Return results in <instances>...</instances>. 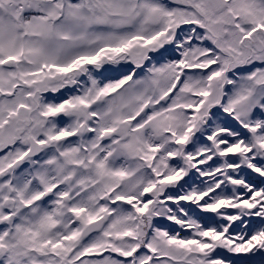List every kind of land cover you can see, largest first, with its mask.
<instances>
[{
	"label": "snow or ice",
	"instance_id": "6c2138e0",
	"mask_svg": "<svg viewBox=\"0 0 264 264\" xmlns=\"http://www.w3.org/2000/svg\"><path fill=\"white\" fill-rule=\"evenodd\" d=\"M0 264H264V0H0Z\"/></svg>",
	"mask_w": 264,
	"mask_h": 264
}]
</instances>
